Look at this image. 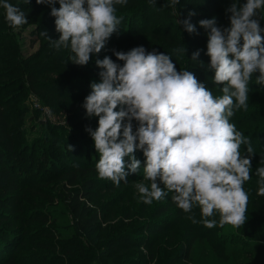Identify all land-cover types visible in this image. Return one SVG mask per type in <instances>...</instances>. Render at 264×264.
I'll use <instances>...</instances> for the list:
<instances>
[{
  "label": "trees",
  "instance_id": "16d2710c",
  "mask_svg": "<svg viewBox=\"0 0 264 264\" xmlns=\"http://www.w3.org/2000/svg\"><path fill=\"white\" fill-rule=\"evenodd\" d=\"M233 2L243 4L245 0H179L175 7L171 0H127L115 5L116 15L123 17L119 30L84 66L71 61L70 48L56 49L42 35L46 32L52 40L59 39L52 6L36 0H8L27 17L28 22L18 28L9 26L0 8V264H264V196L258 194L256 174L258 167H264V85L256 83L258 73L248 85L247 109L236 110L229 118L250 138L255 153L251 163L258 164L243 185L249 200L246 222L240 227L221 225L219 213L207 218L216 221L208 227L199 206L185 213L167 189L162 199L143 203L135 185L150 186V181L144 180L145 157L140 149L134 155L141 168L130 172L127 181L116 186L99 178V154L86 131H94L99 118L88 117L83 107L90 85L101 79L102 69L95 61L108 56L122 66L113 50L127 52L137 46L170 55L177 71L192 72L214 97L221 96L223 85L213 82L214 70L209 68V30L199 21L214 17L217 27H229L227 9ZM54 6L59 8V3ZM258 13L264 28V8ZM185 19L195 26V32L178 24ZM26 29L44 39L28 55L21 42ZM179 47H185V54L174 51ZM197 50L200 55L194 61L192 54ZM30 92L65 115L69 126L50 123L45 126L44 139L27 140L23 124ZM136 127L134 120L133 131ZM246 148L241 145L242 155ZM125 160L130 162L128 157ZM24 163L31 166L30 171L40 167L36 179L33 172L25 173ZM34 188L36 199L23 193ZM31 200L44 208H32Z\"/></svg>",
  "mask_w": 264,
  "mask_h": 264
},
{
  "label": "clouds",
  "instance_id": "9594fccd",
  "mask_svg": "<svg viewBox=\"0 0 264 264\" xmlns=\"http://www.w3.org/2000/svg\"><path fill=\"white\" fill-rule=\"evenodd\" d=\"M57 2L59 8L54 6ZM36 3L52 6L51 15L60 33L57 40L46 32L42 35L56 49L70 48L74 53L71 61L84 66L119 30L123 17L116 15L115 5H124L127 0ZM178 3L179 0H171L173 7ZM0 8L5 10L10 27L18 28L28 22L25 13L8 0H0ZM262 8L264 0L233 2L227 9L231 13L230 25L223 29L216 26L214 17L199 21L201 27L209 30V68L214 70L213 82L223 85L219 97H214L192 72L177 71L171 56L155 49L149 52L137 46L127 52L113 50L117 60L123 61L122 66L108 56L95 61L102 69L101 79L90 85L83 107L88 117L99 118L94 131L86 129L99 154V178L109 179L116 186L127 181L130 172L137 173L141 168V161L134 155L140 149L145 157L144 180L150 181V186L143 182L135 185L143 203L162 199L167 189L174 193L172 200L185 213H191L194 205L199 206L208 227L216 223L207 219L214 213H219L221 225H244L249 195L243 185L251 179L255 153L250 138L238 131L229 118L236 110L247 109L253 74L258 73L256 83L264 85V28L257 18ZM177 22L189 33L196 31L188 19ZM174 51L185 54L186 49L179 47ZM199 55L197 50L191 59L196 61ZM134 120L138 124L135 131ZM241 145H247L244 155ZM68 150L72 152L73 146L68 144ZM256 174L258 194L264 196V167H258ZM188 218L197 222L194 216Z\"/></svg>",
  "mask_w": 264,
  "mask_h": 264
},
{
  "label": "rangeland",
  "instance_id": "374dc122",
  "mask_svg": "<svg viewBox=\"0 0 264 264\" xmlns=\"http://www.w3.org/2000/svg\"><path fill=\"white\" fill-rule=\"evenodd\" d=\"M44 39H40L37 37V35H33L30 30L26 29L21 34V42L22 47L24 50L25 55L33 54L35 53L41 46L42 41ZM29 111L25 114V123L23 124L24 127L27 129V140L34 141L35 139H44L45 138V126L51 124H57V125H64L69 126V123L66 119V116L60 113H57L52 109L50 104L46 103L44 101V98L39 96L38 94L34 92H30L28 94L27 98ZM261 164V163H260ZM264 165V163H262ZM252 168L257 166V163H251ZM22 168V167H20ZM40 168V167H39ZM39 168H36L35 170H31V166L27 163H24L23 170H25V173L30 174V172H33V175L35 176V179L37 178V175L41 172ZM26 174V175H27ZM44 180H46L48 177H45V172H42ZM27 177V176H24ZM34 179V180H35ZM36 191L37 188H34L31 191L23 192L26 193V196L31 197L32 199H36ZM117 191H121V189H118ZM117 191H115L117 193ZM114 193V194H116ZM44 201V199L42 200ZM50 205V203H47ZM32 208H44L42 205H37L36 203L32 204V200L29 204Z\"/></svg>",
  "mask_w": 264,
  "mask_h": 264
}]
</instances>
